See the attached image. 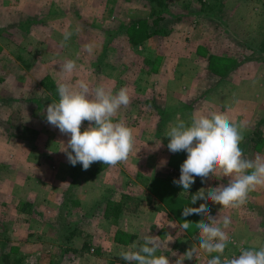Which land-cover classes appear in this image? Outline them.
Masks as SVG:
<instances>
[{
  "label": "rangeland",
  "instance_id": "374dc122",
  "mask_svg": "<svg viewBox=\"0 0 264 264\" xmlns=\"http://www.w3.org/2000/svg\"><path fill=\"white\" fill-rule=\"evenodd\" d=\"M205 2L216 0H0V264L5 251L10 264H130L117 253L147 234L158 237L156 254L172 264L190 247L196 255L184 264L217 255L199 248L194 223L203 217L182 216L185 206L205 201L191 204L192 188L173 183L187 153H171L165 131L177 120L223 112L246 124L244 156H264V0H217L214 10ZM139 18L155 27L129 44ZM122 30L118 48L107 47V35ZM65 31L74 34L62 46ZM92 41L99 48L90 55L83 45ZM65 60L77 65L69 82L128 88L131 103L116 117L136 138L126 162L86 173L61 151L69 137L47 123L45 110L59 99ZM87 127L83 122L81 131ZM199 179L198 190L228 182ZM177 197L184 199L179 219L169 206ZM221 207L207 202L212 217L231 219L224 255L264 246V186L240 208ZM185 220L193 223L186 232L179 227ZM78 226L90 240L83 255L65 238ZM182 241L185 250L175 246Z\"/></svg>",
  "mask_w": 264,
  "mask_h": 264
},
{
  "label": "clouds",
  "instance_id": "9594fccd",
  "mask_svg": "<svg viewBox=\"0 0 264 264\" xmlns=\"http://www.w3.org/2000/svg\"><path fill=\"white\" fill-rule=\"evenodd\" d=\"M79 31L77 27L75 32ZM73 34L72 31L63 33L62 46ZM98 48L95 41L83 45L84 51L90 55ZM76 68L75 60L60 63L59 73L65 80L56 85L59 99L51 102L45 110L47 123L69 137L61 151L65 152L72 166L79 163L85 171L96 162L109 167L126 162L134 150L136 138L134 130L116 117L121 108H127L131 103L128 88L122 87L114 92L104 84L93 88L84 79L69 82L67 77ZM85 121L88 127L81 131ZM245 127L244 121L233 122L223 112H211L193 115L190 122L177 120L165 131V137L170 138L168 150L187 153V158L180 165L179 179L173 180L175 185L183 188V192H188L196 177H200L202 182L214 176L228 178L226 186L201 188L192 194L191 204L198 200L205 203L199 207L185 206L182 213L184 217L192 214L203 217L194 223L199 233V248L209 255L217 254L207 264H264V246L241 249L238 256H225L226 247L232 243L226 231L231 219L227 215L222 219L212 217L207 210L208 201L224 209L240 208L246 204L250 192L264 186V156L246 158L240 147ZM192 225L185 220L179 227L186 232ZM143 241L141 245L134 243L128 249L121 248L117 256L130 264H172L166 255L156 254L162 244L157 236L147 234ZM195 255V248L190 247L178 256L174 264H184L185 259L192 260Z\"/></svg>",
  "mask_w": 264,
  "mask_h": 264
},
{
  "label": "trees",
  "instance_id": "16d2710c",
  "mask_svg": "<svg viewBox=\"0 0 264 264\" xmlns=\"http://www.w3.org/2000/svg\"><path fill=\"white\" fill-rule=\"evenodd\" d=\"M170 1L171 0H147V2H149L150 4L152 5H157V6H167L170 4ZM205 4L207 5H210L211 9L216 7L217 6V0L216 2H205ZM214 10V9H212ZM132 24H134V28L136 26V24H138V26L135 28L134 30V33H132V35L128 36L127 35V38L125 39L129 44H136L138 43L139 41L143 40L144 39V36H148L149 33H146V30L147 28H154L155 27V24L153 21H150L148 19H137V20H134L132 21ZM127 31L126 30H122L116 34H108L107 35V39H106V45L107 47H109L110 49H117L121 43H122V40H119L118 37L120 35H123V34H126ZM118 34V36H116ZM264 40V38H263ZM115 41V43H113ZM126 42V43H127ZM113 43V44H112ZM115 44V45H114ZM120 52H123L122 49H120ZM212 56V55H211ZM106 166L104 165L102 162H96V163H93L90 168L88 170H86V173H95V172H100V170L103 169V167ZM85 171V170H84ZM201 181V179H199ZM192 188V190L190 191L189 193V197H184L188 200L191 199V195L192 194H195L198 189H195L194 185H192L190 187V189ZM111 193L109 195H107L106 197H111L110 196ZM106 199V198H105ZM183 197H177V201H173V203L170 206V213L173 212L172 214L174 216H177V218L179 219V210L178 208H180V203H183ZM106 202L108 203L109 200L106 199ZM110 203V202H109ZM111 204V203H110ZM176 207H178L176 209ZM183 216V215H182ZM66 238V242L67 243H70V245L72 246V251L73 253H76V254H79V255H83L85 251H88L90 249V240H89V235L87 233L84 232V230L82 228H80L79 226L78 227H74L72 229H70V231L67 233V236L65 237ZM139 243L138 245H141L143 244V239L141 237H139ZM186 244L185 241H182L181 243H177L175 246L178 247V249L180 250H185L184 249V245ZM2 261L4 262V264H10L11 263V257H10V254L8 252H4L3 255H2ZM17 262H19V259L16 260Z\"/></svg>",
  "mask_w": 264,
  "mask_h": 264
},
{
  "label": "built area",
  "instance_id": "2783aa9c",
  "mask_svg": "<svg viewBox=\"0 0 264 264\" xmlns=\"http://www.w3.org/2000/svg\"><path fill=\"white\" fill-rule=\"evenodd\" d=\"M242 249H251V248H242ZM240 250H241V249H240ZM240 250L237 251V252H235V253H232L231 255H225V256H227V257H232L233 255H237V256H238V255L240 254ZM213 256H215V255H213ZM213 256H212V257H213ZM212 257H211V258H212ZM211 258H210V259H211ZM221 259H223V257H222ZM208 260H209V259H208ZM206 264H207V262H206Z\"/></svg>",
  "mask_w": 264,
  "mask_h": 264
}]
</instances>
